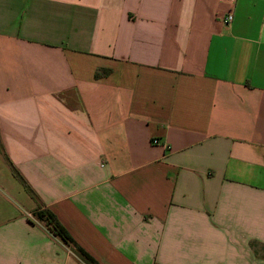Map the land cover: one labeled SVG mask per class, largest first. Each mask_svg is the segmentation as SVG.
Returning <instances> with one entry per match:
<instances>
[{"label": "crops", "instance_id": "0c3cea01", "mask_svg": "<svg viewBox=\"0 0 264 264\" xmlns=\"http://www.w3.org/2000/svg\"><path fill=\"white\" fill-rule=\"evenodd\" d=\"M42 210L99 264H264V0H0V264H86Z\"/></svg>", "mask_w": 264, "mask_h": 264}, {"label": "trees", "instance_id": "16d2710c", "mask_svg": "<svg viewBox=\"0 0 264 264\" xmlns=\"http://www.w3.org/2000/svg\"><path fill=\"white\" fill-rule=\"evenodd\" d=\"M109 71H97L95 77L97 79L109 74ZM15 177L22 183L24 188L29 192L30 194L34 195V192L30 185L27 183V181L21 176L20 173L17 172L16 169H14ZM36 219L39 222H42L47 230L56 237L61 238L65 243L70 244L77 255L86 263V264H99L95 260H93L87 253H85L77 244L74 242V240L69 236L68 232L65 230V228L60 224V222L57 220L56 216L50 212L49 210H42L40 212H37L35 214ZM254 246V245H253Z\"/></svg>", "mask_w": 264, "mask_h": 264}, {"label": "built area", "instance_id": "2783aa9c", "mask_svg": "<svg viewBox=\"0 0 264 264\" xmlns=\"http://www.w3.org/2000/svg\"><path fill=\"white\" fill-rule=\"evenodd\" d=\"M227 1H229L230 3H233L234 2V0H227ZM232 21H233V13L232 12H230V14L227 16V18L225 19V24H227V25H229V24H231L232 23ZM157 143V141H155V144Z\"/></svg>", "mask_w": 264, "mask_h": 264}]
</instances>
